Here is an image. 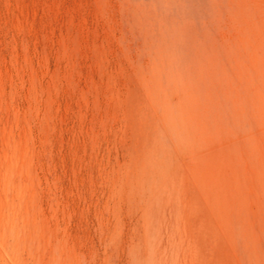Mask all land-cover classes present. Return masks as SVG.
Masks as SVG:
<instances>
[{"label":"rangeland","instance_id":"374dc122","mask_svg":"<svg viewBox=\"0 0 264 264\" xmlns=\"http://www.w3.org/2000/svg\"><path fill=\"white\" fill-rule=\"evenodd\" d=\"M0 264H264V0H0Z\"/></svg>","mask_w":264,"mask_h":264}]
</instances>
